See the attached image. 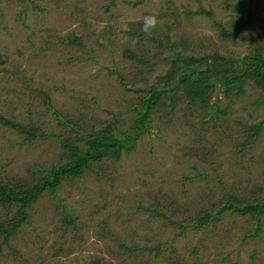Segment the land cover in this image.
<instances>
[{"label":"rangeland","instance_id":"rangeland-1","mask_svg":"<svg viewBox=\"0 0 264 264\" xmlns=\"http://www.w3.org/2000/svg\"><path fill=\"white\" fill-rule=\"evenodd\" d=\"M228 1L0 0V116L28 129L0 118V180L32 188L69 162L63 140L129 126L174 51L264 56V0L225 37L216 23L240 17ZM148 14L159 20L151 34ZM222 89L207 109L162 101L120 160H96L55 195L45 190L15 233H0V264H264V216L258 227L250 212L218 211L228 194L264 200V127L255 137L250 128L263 119L260 91L250 83L228 98ZM215 107L217 119L205 117ZM18 209L0 205V223Z\"/></svg>","mask_w":264,"mask_h":264},{"label":"trees","instance_id":"trees-1","mask_svg":"<svg viewBox=\"0 0 264 264\" xmlns=\"http://www.w3.org/2000/svg\"><path fill=\"white\" fill-rule=\"evenodd\" d=\"M252 1H228L233 5L235 4L234 9L239 11L240 17H232L228 26L216 23L223 36L229 37L240 28L251 23V17L254 13ZM197 12L208 15L212 13L211 10L203 6ZM167 44L174 45L169 42ZM170 57L169 68L164 74L158 76L159 84H154V86L145 89L146 94L140 97L139 107L136 108L129 126L119 129L116 128V123H109L100 130L83 135L80 141L63 140L65 146L70 148L69 162L51 167L49 172L32 188L20 187L17 189L0 180V205L4 209L19 205L17 213L12 216L8 224L0 223L1 234L9 236L15 233L29 219V206L36 202L45 190H49L55 195L56 189L61 185L64 177H80L84 170L93 169L94 161H101L105 157L115 161L120 160L123 151L133 149L141 135L153 127L155 109L160 107L159 105L164 100L170 106H175L179 99L184 97L191 105L207 109L210 96L215 89L223 87V93L230 98L233 95H243L251 83L260 91L256 100L258 107L264 108V56L260 50L256 49L239 59L220 53L203 56L191 54L190 56L178 50L177 52L174 51ZM218 109L215 107L205 117L212 116V118L217 119ZM0 118L6 123L18 127L21 131L28 132L24 124L5 116H0ZM262 118L260 123L250 127L252 137L257 136L264 127V112ZM118 131L119 133H116ZM28 136L34 137L35 134L30 132ZM226 209L241 213L250 212L251 217L259 227L261 218L264 216V200L250 201L235 194H228L226 200L218 206V211ZM64 213L66 221L73 223L74 220L70 212L65 210ZM211 213V210H206L200 214L199 223L205 222Z\"/></svg>","mask_w":264,"mask_h":264},{"label":"clouds","instance_id":"clouds-1","mask_svg":"<svg viewBox=\"0 0 264 264\" xmlns=\"http://www.w3.org/2000/svg\"><path fill=\"white\" fill-rule=\"evenodd\" d=\"M159 20L155 14L145 15L142 22V31L151 34L158 26Z\"/></svg>","mask_w":264,"mask_h":264}]
</instances>
